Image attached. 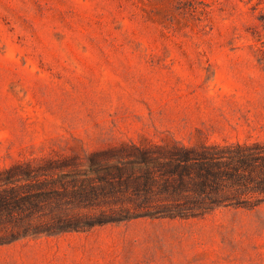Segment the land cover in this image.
Returning <instances> with one entry per match:
<instances>
[{"label":"rangeland","instance_id":"1","mask_svg":"<svg viewBox=\"0 0 264 264\" xmlns=\"http://www.w3.org/2000/svg\"><path fill=\"white\" fill-rule=\"evenodd\" d=\"M8 197L0 264H264V0H0Z\"/></svg>","mask_w":264,"mask_h":264},{"label":"trees","instance_id":"2","mask_svg":"<svg viewBox=\"0 0 264 264\" xmlns=\"http://www.w3.org/2000/svg\"><path fill=\"white\" fill-rule=\"evenodd\" d=\"M12 197L5 198L4 200L0 199V208H10L12 205ZM192 208H195V206H171L170 208L165 209L162 213L168 216H192L195 215L193 211H191ZM199 209L197 212H203L207 209L211 208V206H197Z\"/></svg>","mask_w":264,"mask_h":264}]
</instances>
